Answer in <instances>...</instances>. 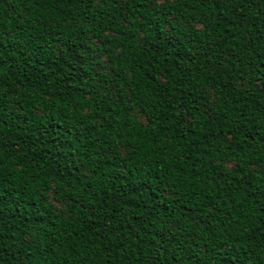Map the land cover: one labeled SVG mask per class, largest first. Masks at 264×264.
<instances>
[{
	"label": "trees",
	"instance_id": "obj_1",
	"mask_svg": "<svg viewBox=\"0 0 264 264\" xmlns=\"http://www.w3.org/2000/svg\"><path fill=\"white\" fill-rule=\"evenodd\" d=\"M0 264H264V0H0Z\"/></svg>",
	"mask_w": 264,
	"mask_h": 264
}]
</instances>
